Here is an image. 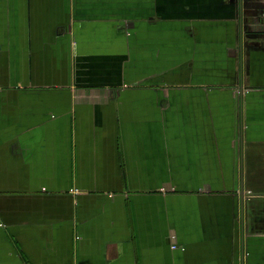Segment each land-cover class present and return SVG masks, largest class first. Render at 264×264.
<instances>
[{
  "label": "crops",
  "instance_id": "0c3cea01",
  "mask_svg": "<svg viewBox=\"0 0 264 264\" xmlns=\"http://www.w3.org/2000/svg\"><path fill=\"white\" fill-rule=\"evenodd\" d=\"M0 264H264V0H0Z\"/></svg>",
  "mask_w": 264,
  "mask_h": 264
},
{
  "label": "built area",
  "instance_id": "2783aa9c",
  "mask_svg": "<svg viewBox=\"0 0 264 264\" xmlns=\"http://www.w3.org/2000/svg\"><path fill=\"white\" fill-rule=\"evenodd\" d=\"M173 248L175 249V248H176V246L174 245V246H173Z\"/></svg>",
  "mask_w": 264,
  "mask_h": 264
}]
</instances>
